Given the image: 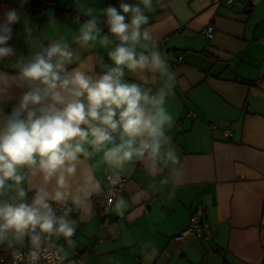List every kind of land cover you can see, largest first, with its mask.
<instances>
[{
  "label": "crops",
  "instance_id": "obj_1",
  "mask_svg": "<svg viewBox=\"0 0 264 264\" xmlns=\"http://www.w3.org/2000/svg\"><path fill=\"white\" fill-rule=\"evenodd\" d=\"M109 1L118 9L120 3H138L87 0L97 9L111 5ZM247 1L246 8L226 0H154L155 11L146 13L148 27L176 74L166 107L174 118L168 135L180 154L182 181L176 184L169 177V184L160 185L162 177H157L162 190L150 189L153 178L136 162L134 170L123 175V193L117 198L125 201L124 215L119 217L111 209L107 226L102 223L100 193H93L91 216L81 219L79 211L70 214L78 222L73 237L77 245L67 264H144L139 249L144 240L154 241L159 249L152 264H264V0ZM28 2L0 0V21L6 11L15 9L37 33L48 32L53 20L74 33L79 28L76 17L80 16V23L88 19L78 12L74 0H46L37 14L26 9ZM103 19L102 35L103 30L108 33ZM207 26L213 28L210 35L205 32ZM12 29L9 46L16 56H27L30 48L23 23ZM82 55L102 57L111 64L100 46ZM14 60L0 61V71L15 74ZM95 71L101 74L98 66ZM139 75L152 77L147 72L129 73L125 80L140 82ZM10 91L12 99L0 104L5 114L11 113L22 94L17 88ZM96 175L104 188V169ZM173 188L175 196L169 199ZM33 195L29 191L28 199ZM151 197L155 201L146 206ZM195 211L212 231L209 241L198 240L203 251L189 233L175 239ZM54 243L66 247L63 238ZM23 246L30 247L28 237Z\"/></svg>",
  "mask_w": 264,
  "mask_h": 264
},
{
  "label": "clouds",
  "instance_id": "obj_2",
  "mask_svg": "<svg viewBox=\"0 0 264 264\" xmlns=\"http://www.w3.org/2000/svg\"><path fill=\"white\" fill-rule=\"evenodd\" d=\"M74 3L88 17L83 23L76 17L74 33L54 20L48 32L37 33L15 9L0 21V61L15 57V74L0 71V104L12 99V88L22 90L10 114L0 109V245L23 246L28 237L26 258L18 250L12 253L26 264L41 259L64 264L69 258L78 227L70 214L79 211L81 219L93 214L91 197L103 191L96 175L102 168L113 188L136 162L153 178L149 188L155 191L162 190L157 177L160 185L169 184V177L179 184L183 177L179 151L168 135L174 118L166 107L176 74L148 27L146 13L155 11L154 0L120 3L119 9ZM101 17L109 34L102 35ZM21 22L27 56H16L9 46L12 26ZM97 46L111 64L82 55ZM146 72L152 77L125 80L126 74ZM29 191L34 192L30 200ZM174 196L175 188L168 193L169 199ZM124 210L125 201L117 199L113 211L123 216ZM60 238L66 247L54 243ZM139 249L144 264L159 255L152 240L140 242Z\"/></svg>",
  "mask_w": 264,
  "mask_h": 264
},
{
  "label": "built area",
  "instance_id": "obj_3",
  "mask_svg": "<svg viewBox=\"0 0 264 264\" xmlns=\"http://www.w3.org/2000/svg\"><path fill=\"white\" fill-rule=\"evenodd\" d=\"M226 2L229 3L228 0H226ZM231 3H238L240 6L246 8L250 6V2L247 0L245 1L231 0ZM212 31H213L212 26H207L205 28V32L208 35H210ZM261 42L264 43V36L261 37ZM125 181L126 178L122 176L119 183L113 188L108 179V176L107 175L105 176V186L98 198L101 209L102 223L104 224V226H107L110 223L109 212L111 209H113L117 198L123 193ZM154 201H155L154 197L148 198L145 201V205L146 206L150 205ZM54 207H56V205H54ZM184 233L191 234L197 240L209 241L212 237V231L210 225L205 220L202 219L201 213L198 211H195L191 214L185 230L182 233L176 235L175 239L176 240L182 239ZM29 248L30 247L18 245V246H14L13 248L5 249L4 245H0V264H26V259L24 261H15L12 253L18 250L21 256L26 258ZM40 264H48V261L41 259ZM64 264L67 263L64 262Z\"/></svg>",
  "mask_w": 264,
  "mask_h": 264
},
{
  "label": "trees",
  "instance_id": "obj_4",
  "mask_svg": "<svg viewBox=\"0 0 264 264\" xmlns=\"http://www.w3.org/2000/svg\"><path fill=\"white\" fill-rule=\"evenodd\" d=\"M55 1H57V0H55ZM109 3L111 4V6L114 4L113 2L111 3L110 1H109ZM45 4H46V0H29V2L26 4V9L33 14H37L41 11L42 7ZM58 10H59V8H58ZM60 11L65 12V10H63V9H60ZM103 33L109 34V33H107L106 30H103Z\"/></svg>",
  "mask_w": 264,
  "mask_h": 264
},
{
  "label": "water",
  "instance_id": "obj_5",
  "mask_svg": "<svg viewBox=\"0 0 264 264\" xmlns=\"http://www.w3.org/2000/svg\"><path fill=\"white\" fill-rule=\"evenodd\" d=\"M193 244L196 246V248H198L199 250H202V247L200 245V242L197 239H194Z\"/></svg>",
  "mask_w": 264,
  "mask_h": 264
}]
</instances>
